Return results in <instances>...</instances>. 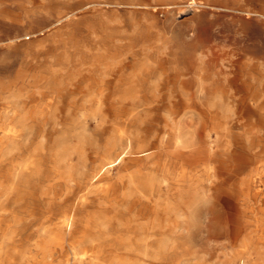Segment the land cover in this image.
<instances>
[{"label": "bare ground", "instance_id": "1", "mask_svg": "<svg viewBox=\"0 0 264 264\" xmlns=\"http://www.w3.org/2000/svg\"><path fill=\"white\" fill-rule=\"evenodd\" d=\"M237 50L235 58L233 49H226L204 59L205 92L219 97L213 109L194 100L190 102L200 108H187L192 97L185 92L195 77L185 79L169 70L165 57L157 62V100L148 91L151 76L135 71L142 89L132 91L124 103L115 100L113 80L78 103L66 100L64 89L37 96L30 82L41 76L2 79L23 95V107H56L58 126L49 124L46 115L32 114L24 123L15 120L16 114L0 123V181L7 183L0 186V264H180L190 247L182 230L169 232L176 221L173 210H187L196 202L234 216L225 229L236 242L245 235L252 212L242 200L260 198L257 232L264 236V71L252 45ZM168 89L175 94L171 99ZM138 99L153 104L140 122L132 105ZM191 114L205 119L203 128L185 121ZM40 138L43 146L36 154ZM64 138L78 139L77 153L69 155ZM65 162L78 168L75 176L65 172ZM196 178L200 186H193ZM65 179H71L67 191L58 187ZM44 185L52 187L50 196L41 193Z\"/></svg>", "mask_w": 264, "mask_h": 264}, {"label": "rangeland", "instance_id": "2", "mask_svg": "<svg viewBox=\"0 0 264 264\" xmlns=\"http://www.w3.org/2000/svg\"><path fill=\"white\" fill-rule=\"evenodd\" d=\"M242 45L254 47V59L264 71V0H0V123L14 120L13 114H16L15 120L24 123L32 114L38 118L46 115L49 124L58 126L56 107L41 104L23 107V95L13 84L5 86L2 79L12 81L19 74L41 76V81L30 82L31 90L37 96L44 90L54 92L64 89V98L78 103L87 102L100 84L113 80L115 100L124 103L132 91L142 89L137 78L146 74L151 76L148 87L151 99L157 100L160 94L158 81L161 78L157 62L163 57L168 58L169 70L181 74L185 79L195 77V90L192 86L185 92V95L192 97L188 100L187 108L195 110L202 105V108L213 109L219 97L205 92L204 84L208 82L202 76L204 59L208 55L217 56L219 51L226 49H233L231 57L235 58L237 47ZM245 55L250 57V54ZM221 61L227 62V58L223 57ZM119 68H122L121 73ZM166 92L170 99L175 96L171 89ZM57 99L61 102V98ZM192 100L199 106H193ZM133 102L135 119L140 122L153 104H150L151 100L149 103H143L141 99ZM204 120L199 114H191L185 119L199 129L203 128ZM138 130L135 127L133 132ZM205 132L211 137L212 132L208 128ZM64 139L70 147L67 151L69 155L77 153L78 139ZM37 143L33 151L39 154L43 139L40 138ZM63 167L72 177L78 172V168L69 162L63 163ZM70 180L65 179L58 187L67 191L71 186ZM197 182L198 178L193 186H200ZM6 185V182L0 181V186ZM44 186L41 193L50 196L52 187ZM242 203L252 212L248 213L250 217L246 221L245 235L236 242L225 229L236 218L226 210L216 209L211 204L207 206L203 202H196L184 211L173 210L176 221L171 224L169 232L182 230L180 232L190 247L181 256L180 264H264V236L257 232L259 221L256 214L261 199L246 197ZM43 218L41 216V220ZM242 247L245 250L240 252ZM232 257L238 262L227 261Z\"/></svg>", "mask_w": 264, "mask_h": 264}]
</instances>
